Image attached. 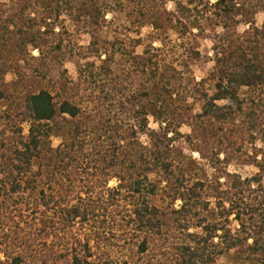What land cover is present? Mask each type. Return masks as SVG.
Segmentation results:
<instances>
[{
	"label": "trees",
	"instance_id": "1",
	"mask_svg": "<svg viewBox=\"0 0 264 264\" xmlns=\"http://www.w3.org/2000/svg\"><path fill=\"white\" fill-rule=\"evenodd\" d=\"M0 79V264H264V0H0Z\"/></svg>",
	"mask_w": 264,
	"mask_h": 264
},
{
	"label": "rangeland",
	"instance_id": "2",
	"mask_svg": "<svg viewBox=\"0 0 264 264\" xmlns=\"http://www.w3.org/2000/svg\"><path fill=\"white\" fill-rule=\"evenodd\" d=\"M148 33V30L145 29L143 30L142 34L145 35ZM79 42L82 46H86L88 44L87 42V37L83 36L81 38H79ZM210 48H211V45L209 42H206L202 48L203 51H207V52H210ZM66 68L69 72V74L72 76V77H76V70H75V67L72 63L70 64H67L66 65ZM210 70V65L208 66H204V67H198V68H195V76L197 77V79H201L203 77H205L206 73ZM13 80V76L12 75H8L4 78V84H9L11 83ZM2 85V81L0 79V87ZM1 105V104H0ZM3 106V105H2ZM151 126L153 129H157V126L156 124H154L153 122H151ZM182 133L185 134V135H188L190 134V130L188 128H183L182 129ZM60 143V140H54L53 142V146L54 147H57ZM194 158L195 159H198V155L197 154H194ZM229 171L233 174H238L242 177H247V176H252L253 174L256 173V170L252 167H249V166H243L241 165L239 162H236L234 163L230 168H229Z\"/></svg>",
	"mask_w": 264,
	"mask_h": 264
}]
</instances>
